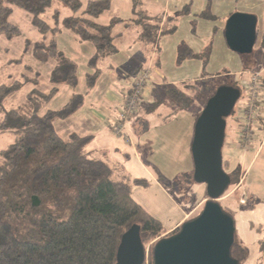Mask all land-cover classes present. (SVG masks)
I'll return each instance as SVG.
<instances>
[{
    "label": "rangeland",
    "instance_id": "rangeland-1",
    "mask_svg": "<svg viewBox=\"0 0 264 264\" xmlns=\"http://www.w3.org/2000/svg\"><path fill=\"white\" fill-rule=\"evenodd\" d=\"M89 1L97 0H79L83 10ZM110 1L112 8L96 19V22L100 25H110L117 20L121 21L114 29L115 34L119 35L116 42L118 53L98 64L102 75L95 90L85 98L82 110L74 117L67 121H58V131L65 139L72 133L79 132L77 127L78 122H83L82 115L95 107L102 109L104 101L107 108L111 106L113 111H98L107 118L103 122H112L111 119L119 110L117 104H110L108 94L119 95L132 87L140 73L148 67L150 60H157L158 66H155V69L153 67V74L157 79H160V73L167 82H185L182 89L196 100V104L186 112H172L171 109L162 108L154 115H149L146 107L141 113L140 121L149 122L146 135L131 133L128 129L131 142L121 138L126 144L122 150L126 154L113 156L118 161L115 176L120 178L126 173L124 175L131 186L133 199L168 232L185 214H188V217L183 223L197 217L204 208V204L200 206L199 203L207 197L206 186L195 183L192 176L193 160L187 149L194 134V127L189 123L197 121V115L203 111L207 98L216 88L225 84L245 82L252 72H262L264 78V72L260 70L264 67V50H258L257 46L252 54L240 55L231 51L225 40V26L231 13L244 11L259 16L261 6L258 0H212L209 10L215 19L209 20L201 16L208 8L207 0H138L140 5L137 11L147 12L151 17L176 16L177 30L160 38L158 45L152 48L142 40L143 29L136 22L137 16L133 14V0ZM186 7L189 9L188 13H182ZM262 9L264 10L263 7ZM51 14L52 10L44 16L45 19L50 21ZM69 14L70 11H65L63 16ZM10 21L19 27L22 33L12 41L0 36V82L9 84L15 80L22 86L19 92L0 108V122L4 121L5 111L25 106L32 91L37 89L36 84L26 83V77L34 78L33 75L38 73L40 91L48 93L52 88L49 77L54 63H38L30 53L25 52L26 41L35 43L41 39V34L32 25L31 16L14 9ZM261 22L263 25L262 19ZM161 26L164 28V24ZM259 34L260 41L264 42V31ZM56 40L60 50L78 64L79 84L75 89L60 87L59 93L38 110L41 116L62 109L75 95H85L88 92L87 75L95 72V69L89 66L95 54L92 44L80 40L67 29L62 30ZM181 43L188 45L195 54H204L206 49L210 48L208 60L202 57L200 60H186L179 65L177 51ZM204 76L209 80L198 82ZM164 94L159 92L158 95L168 100L169 97ZM246 96L247 91L243 88L242 97L235 108L236 112L245 104ZM168 101L176 109L177 106L170 99ZM237 116L235 114L227 120V137L222 151L223 159L231 161V167L224 170L237 182L231 185L220 205L234 220L236 241L246 250V257L240 264H264L261 252V242L264 239V172L261 160L254 166L246 181L245 165L243 172H240L244 151L239 147V139L244 130L241 125L245 120L240 112H237ZM131 121L132 119L128 122ZM17 135V129L0 133V151L13 144L18 138ZM134 146H137L136 152L133 150ZM229 147L231 151L228 150ZM94 157L98 158L96 155ZM240 177L244 179L235 189L241 181ZM158 240L146 244L145 264H150L151 253Z\"/></svg>",
    "mask_w": 264,
    "mask_h": 264
},
{
    "label": "trees",
    "instance_id": "trees-1",
    "mask_svg": "<svg viewBox=\"0 0 264 264\" xmlns=\"http://www.w3.org/2000/svg\"><path fill=\"white\" fill-rule=\"evenodd\" d=\"M207 2L208 8L201 16L215 19L209 10L212 0ZM139 5L138 0H133V14L143 29L142 40L154 48L160 38L177 30L176 16L151 17L147 12L137 11ZM111 8L110 0L89 1L84 10L79 0H0V36L9 41L21 36V29L10 19L14 9L24 11L41 34L35 43L26 41L25 52L38 63H54L49 77L51 90L40 91L38 73L34 78L26 77V83L36 84L37 89L25 106L5 111L4 121L0 122V133L17 129L18 134L13 144L0 151V264H116L122 238L133 226L140 227L145 250L148 242L170 237L180 230L168 234L133 199L127 177L117 179L105 161L89 152L92 137L73 134L65 139L59 134L58 121H66L80 111L84 95H75L58 111L39 115L38 110L59 93L60 87L75 89L79 84L78 64L60 50L56 40L64 29L94 46L89 66L95 72L87 75V83L88 89L96 87L102 75L98 64L118 53L119 35L114 29L121 21L110 25L96 22ZM50 10L48 21L44 16ZM188 10L186 7L181 12ZM65 11H70L66 17ZM209 49L204 54H195L181 43L177 63L202 57L207 61ZM206 80L209 79L204 76L198 82ZM184 84L166 88L167 96L177 106L175 112L189 111L196 104L183 91ZM21 86L15 80L9 84L0 82V108ZM231 86L243 90L240 82ZM141 112L142 107L131 119ZM230 176L232 185L236 184ZM261 252L264 260V240ZM232 257L239 263L246 257L245 248L237 241ZM150 264H154L153 250Z\"/></svg>",
    "mask_w": 264,
    "mask_h": 264
},
{
    "label": "water",
    "instance_id": "water-1",
    "mask_svg": "<svg viewBox=\"0 0 264 264\" xmlns=\"http://www.w3.org/2000/svg\"><path fill=\"white\" fill-rule=\"evenodd\" d=\"M258 18L234 13L225 26L228 48L240 55L254 52ZM242 97L231 85L218 87L197 118L191 145L193 179L206 186L207 201L202 212L183 223L178 233L159 240L153 248L154 264H240L232 257L236 243L235 222L220 201L232 185L224 170L222 151L226 140L227 120L233 116ZM141 229L133 226L122 238L116 264H144L146 250Z\"/></svg>",
    "mask_w": 264,
    "mask_h": 264
},
{
    "label": "crops",
    "instance_id": "crops-1",
    "mask_svg": "<svg viewBox=\"0 0 264 264\" xmlns=\"http://www.w3.org/2000/svg\"><path fill=\"white\" fill-rule=\"evenodd\" d=\"M258 3L261 6V12L258 13V15L259 16L261 15L262 17L257 16V18H258L257 31L258 32H257V42L255 45V48L258 46V50L259 49L264 50V44H263V41H260V34H259L260 31H264V10L262 9V7L264 8V0H258ZM243 13H245V12L243 11ZM231 14H233V13H231ZM261 19L263 20V25H261L262 24ZM156 61L157 60H155V59L150 60V63H148V67L146 68V69H150L153 81H152V84L149 85L147 87V90L145 91V98H144V103L142 106V112H144L145 108L147 107L146 109H147V113L149 115L156 114L162 108L163 109L167 108L169 110L171 109L172 112H175L176 109L169 103V101H168L169 99L168 100L163 99V97L160 98V96L158 94H159V92H164L167 95V91H166L167 87H170V86L178 87V86L182 85L183 83H185V82L177 83L178 81L167 82L166 78H164L159 72H158L159 73L158 76H160L159 77L160 79H157V77L153 74V67L155 69V66H158V65H156L157 64ZM260 70L264 72V67ZM235 74L236 75H242L239 73H235ZM250 74L252 75L253 72ZM250 78H251V76H249L248 80H250ZM237 80H239V77ZM248 80H246V81H248ZM132 87H129V89L127 91H122V93L119 95L118 94L113 95L111 93L108 94L110 104L113 106L117 104V109L120 110L121 104L123 101V96L125 95L126 92H130ZM94 90H95V87L93 89H88V92L84 95L85 98H88L89 95ZM165 94H164V96H166ZM96 108H100V109H96ZM102 109L108 110V112L113 111L111 109V106L107 108L105 101L103 102ZM102 109H101V107H95V108H92L90 111H88L89 113L87 112L84 115H82V121L83 122H78L79 125L77 127V130L79 132L72 133L71 135L77 134L80 136L92 137V141L88 147L89 152H91L92 154L98 156V158L105 161L112 168V170L114 172V176H115L116 170L118 168V161L113 156L120 155V153L123 155L126 154V153H123V151H122L124 145H126V144H125V142H123V140H121L120 137H118L114 133V128L116 125V122H114V119L116 118L117 113L111 119L112 122H103V121H106L107 118L98 111V110L102 111ZM141 113L139 116L134 117L131 122H129L127 129H129L131 133L132 132H134L135 134L141 133V136L143 134H144L143 136H145L146 131L149 130V126H148L149 122H140V121H142ZM76 114H74L72 117H74ZM197 116L199 117V115H197ZM256 116H257V118L253 121L252 126H251V129H252L251 131H252L253 137H252L250 144L247 146V148H243V147H241V144L239 141V145H240L239 147H240V149H242L244 151L243 165L240 167V169H241L240 172L241 171L243 172V166L245 165V170H244V175H246L245 181L247 180V178L251 174V171L253 170L254 166L258 163L259 160H261V166L263 167V172H264V79L262 82V89L260 92V103L258 106ZM236 117H238L237 114H236ZM71 118H69V119H71ZM195 124H196V122H190L189 123V125L192 128L193 127L195 128ZM243 125H244V123L241 126H243ZM192 130H194V129H192ZM193 137H194V134L189 141V145H188V149H187V151L190 155H191V145H192ZM226 137H227V133H226ZM97 144H98V146H97ZM224 147H225V145H224ZM133 150L136 152L137 146L136 147L134 146ZM228 150L231 151V148L229 147ZM230 151H228V153ZM126 157H128V155H126ZM224 161L227 162L228 168H230L231 167L230 159H224ZM261 172L262 171L260 170V173ZM124 174H126V173H124ZM124 174H122L120 178L126 176ZM263 176H264V173H263ZM116 178L120 179L118 177H116ZM240 179H241V181L236 186L235 189H237L240 186V184L242 183V180L244 178L240 177ZM207 198L208 197H204L202 199V201H200V203H199L200 206L202 204H205V202L207 201ZM187 217H188V214H185L183 219L174 228L170 229L168 231V233H171V232L175 231L178 227H180V225L184 221H186ZM263 226H264V224H263Z\"/></svg>",
    "mask_w": 264,
    "mask_h": 264
},
{
    "label": "built area",
    "instance_id": "built-area-1",
    "mask_svg": "<svg viewBox=\"0 0 264 264\" xmlns=\"http://www.w3.org/2000/svg\"><path fill=\"white\" fill-rule=\"evenodd\" d=\"M262 72L254 73L251 75L250 80L241 82L243 88L247 91L246 102L243 106H240L237 112H240L244 121L243 133L240 136L241 147L247 148L252 140V123L257 118L256 113L260 103V92L263 82ZM152 75L150 69L143 70L135 81L130 92L123 96L121 108L117 113L114 122H116L114 133L131 142L130 134L128 133L127 123L131 120V117L135 116L144 103L145 91L147 87L152 84ZM236 112V114H237Z\"/></svg>",
    "mask_w": 264,
    "mask_h": 264
}]
</instances>
